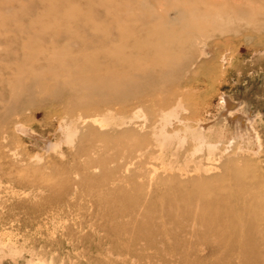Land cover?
<instances>
[{
	"label": "rangeland",
	"instance_id": "obj_1",
	"mask_svg": "<svg viewBox=\"0 0 264 264\" xmlns=\"http://www.w3.org/2000/svg\"><path fill=\"white\" fill-rule=\"evenodd\" d=\"M0 264H264V0H0Z\"/></svg>",
	"mask_w": 264,
	"mask_h": 264
},
{
	"label": "bare ground",
	"instance_id": "obj_2",
	"mask_svg": "<svg viewBox=\"0 0 264 264\" xmlns=\"http://www.w3.org/2000/svg\"><path fill=\"white\" fill-rule=\"evenodd\" d=\"M226 109H227V107H226ZM227 121L229 122L230 125H232L234 127H236V126H238L240 124V121L239 120H237L236 118H233V117H229V116H228Z\"/></svg>",
	"mask_w": 264,
	"mask_h": 264
}]
</instances>
